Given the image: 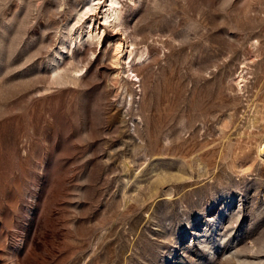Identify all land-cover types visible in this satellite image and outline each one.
I'll list each match as a JSON object with an SVG mask.
<instances>
[{
    "label": "rangeland",
    "instance_id": "1",
    "mask_svg": "<svg viewBox=\"0 0 264 264\" xmlns=\"http://www.w3.org/2000/svg\"><path fill=\"white\" fill-rule=\"evenodd\" d=\"M116 1L0 0V264H264V0Z\"/></svg>",
    "mask_w": 264,
    "mask_h": 264
},
{
    "label": "bare ground",
    "instance_id": "2",
    "mask_svg": "<svg viewBox=\"0 0 264 264\" xmlns=\"http://www.w3.org/2000/svg\"><path fill=\"white\" fill-rule=\"evenodd\" d=\"M117 3L116 0H109V4H108V11L104 14V19L105 21H108V19L111 17L113 18H117V20L119 19V16H120V11L117 10L115 7V4ZM94 8H92L91 6H88L87 8H85V10H83V13L87 12V11H90ZM110 9H113L111 12H110ZM94 11V10H92ZM82 13V12H81ZM83 15V14H82ZM115 20V19H114ZM119 21V20H118ZM117 46L115 47V55L117 58H119V55L121 54V51H122V48H121V44H116ZM133 54V50H130L129 52V58L132 56ZM142 56V55H141Z\"/></svg>",
    "mask_w": 264,
    "mask_h": 264
}]
</instances>
